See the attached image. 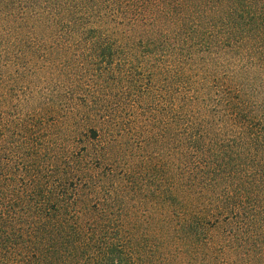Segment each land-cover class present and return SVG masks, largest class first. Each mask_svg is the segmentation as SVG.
Wrapping results in <instances>:
<instances>
[{"label":"trees","instance_id":"16d2710c","mask_svg":"<svg viewBox=\"0 0 264 264\" xmlns=\"http://www.w3.org/2000/svg\"><path fill=\"white\" fill-rule=\"evenodd\" d=\"M218 52L243 57L234 75ZM246 56L264 80V0H0V264H264V95L244 91ZM116 63L165 75L183 127L179 164L151 161L145 187L108 103ZM213 101L231 140L202 134L188 109ZM64 125L99 146L57 152Z\"/></svg>","mask_w":264,"mask_h":264},{"label":"rangeland","instance_id":"374dc122","mask_svg":"<svg viewBox=\"0 0 264 264\" xmlns=\"http://www.w3.org/2000/svg\"><path fill=\"white\" fill-rule=\"evenodd\" d=\"M241 52L244 53V55L247 54L244 50ZM82 54L88 58H91L92 60H94V58H98L99 56V54L95 51H83ZM217 55V63L220 66L219 70L221 72L224 70L228 72L233 69V73H231V75H234V69H238V67H240L244 61L243 57H240L241 55L231 56L225 52H218ZM141 56L144 57L145 55ZM250 58L251 57H247L246 59V64L248 67L246 68V72L243 73V75L244 80L247 81L245 77H249V79L252 81V84L249 83L248 87L246 86L244 88V91H247L248 89L250 92H252L253 89L259 90L261 88L262 91L259 96L261 95L262 98L264 95L263 74L261 73L260 76L257 75V72H253V70H251L249 61ZM98 62L101 63L100 61ZM101 65L104 67L103 64ZM88 66L89 65L84 68L85 70H88L86 83L96 87L98 84L97 75L100 73L97 69L100 67L97 64L90 65V68H88ZM45 67L46 69H42L34 78V80L31 81L30 94H40L38 93V90H40L41 86L45 85L46 83L48 84L49 78L47 77L49 76L50 72L48 66ZM113 68H115L118 73L120 72V76L107 87L109 91L112 90L111 93L108 94V103L110 105V109H112L111 111L116 112V116L119 117L120 122L124 125H122L121 129L125 128L126 130L125 139L129 145V149L127 155L124 157L126 160H123V166L125 163L127 168L134 170L132 174L134 178L138 179L136 180V184L141 186L143 183L142 187H145L147 186L146 179L149 174V168L147 169V167H149L148 165L150 163H154L158 159V162L161 164L162 168L165 167L164 170L167 169L168 165L179 164L178 152L180 141L183 140V127L181 124H179L178 116L176 114L171 115L170 112L172 111L169 112L167 109L169 106L167 101L168 93L166 92V83L164 81L165 75L159 76L157 80L153 82V80L150 81L147 79L146 81L145 78L141 79L139 76H136L134 72L130 71V65L128 64L127 67H124L123 65L116 63L113 65ZM122 69L123 71H121ZM132 78L137 80V83L134 82ZM129 81H131L132 85L129 84ZM103 84H105V81ZM126 86H132L131 90L134 91H130V89L126 88ZM197 89L198 90L196 93L200 97H204L205 95L201 96L200 85H197ZM101 93L102 91L100 92V95ZM150 99L155 102L151 103ZM75 101L78 102L74 97V102ZM35 104L36 101L33 100L32 106L34 107ZM198 104L199 102L196 105L192 103L188 109L193 113L198 110L197 108L201 109V112L198 111L200 119L195 118L200 124L203 122L202 125L204 127L200 128V132H203L202 134L208 133L209 139H216L215 142L218 143L219 140L220 142L228 140L229 138L231 140L230 131L233 129L232 127L227 126L224 128V132H222L224 123L227 120L226 108H224L221 103H215L214 105V101L210 102L208 106L204 107L203 104L198 107ZM254 113L255 114L253 115L255 116L260 115L262 110H255ZM221 119L224 123L221 122ZM81 128L83 127L77 128L76 126L71 127L70 125H64L57 131L55 130V134L59 135L52 136V140L50 142L51 148L57 152L63 153L67 148H69V146H75L77 148H81L80 152H83L82 147L88 144L89 147H93V149L96 150L99 146L98 141L93 143L88 142L87 137L81 138V141H73L75 133L77 134ZM238 130H241L240 126L238 127ZM87 159H94V157H91L90 155L87 156ZM120 168L118 167L119 170ZM118 169L117 171H119ZM122 169L124 171L127 170L125 168ZM144 208L147 209L148 207Z\"/></svg>","mask_w":264,"mask_h":264}]
</instances>
